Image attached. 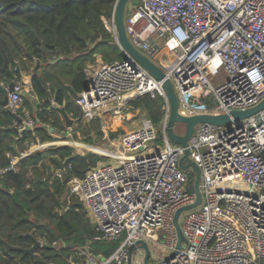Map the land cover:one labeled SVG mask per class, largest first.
Returning a JSON list of instances; mask_svg holds the SVG:
<instances>
[{
	"label": "built area",
	"instance_id": "1",
	"mask_svg": "<svg viewBox=\"0 0 264 264\" xmlns=\"http://www.w3.org/2000/svg\"><path fill=\"white\" fill-rule=\"evenodd\" d=\"M117 1L102 20L118 45ZM124 23L133 46L172 82L179 114H231L264 98V0H139ZM84 75L77 103L87 120L101 112L130 117L132 102L144 96L162 99L163 116L156 126L143 115L138 127L119 135V149L106 154L114 161L66 182L94 221L93 240L121 238L108 257L88 252L81 263L68 264H127L129 247L138 240L148 244L153 264H264V109L227 125L194 126L187 148L200 169L201 202L180 224L185 241L177 248L173 217L195 194L190 170L178 164L184 148L166 132L170 104L163 80L127 53L112 62L97 57ZM12 83L9 91L0 82L13 126L23 127L20 117L32 130L22 82ZM16 163L11 157L9 165H0V178ZM69 168H57L54 176L62 179ZM132 264H144L138 246Z\"/></svg>",
	"mask_w": 264,
	"mask_h": 264
},
{
	"label": "trees",
	"instance_id": "2",
	"mask_svg": "<svg viewBox=\"0 0 264 264\" xmlns=\"http://www.w3.org/2000/svg\"><path fill=\"white\" fill-rule=\"evenodd\" d=\"M115 1L0 0V79L19 77V64L14 61L16 57L20 66L21 62L22 65L25 62L34 64L35 59H39L46 69L40 75L36 70L30 84V91L39 100L48 96L47 85L51 79L55 80L51 71L57 64H60L59 71L69 76L72 91L80 93L86 85L84 67L88 63L94 62L97 57L105 62L124 57L102 20V17H110ZM55 87L58 89L57 100L62 101L66 87L62 83L54 84ZM4 93V88L0 86V94ZM22 100L30 110L32 103L25 96ZM132 104L145 109L156 126L160 124L163 116L160 97H139ZM47 107L46 101L36 105L38 120L50 123L56 130H64L57 115L48 112ZM65 110L68 111L67 108ZM14 120L8 109L0 113L2 167L11 162V157L5 153L17 152L13 147V135L18 136L16 142L22 149L37 141L55 140L43 125H36L32 132L24 131L18 135L12 128ZM93 129L99 134L98 126ZM86 142L94 144L91 136ZM101 159L93 152L77 153L69 145L50 146L22 157L15 164V169L3 174L0 178V237L22 248L30 247L33 239L42 240L43 244L35 250L31 259L20 250H6L0 242V264H68L66 258L73 246L87 249L99 257H108L117 248L121 238L115 241L93 240L97 230L86 216L85 208L79 201L67 203L64 196L66 182L73 176L83 177ZM68 164L70 168L62 179L53 175V170ZM189 189H193L191 172ZM57 242L63 245L59 249L53 246Z\"/></svg>",
	"mask_w": 264,
	"mask_h": 264
},
{
	"label": "water",
	"instance_id": "3",
	"mask_svg": "<svg viewBox=\"0 0 264 264\" xmlns=\"http://www.w3.org/2000/svg\"><path fill=\"white\" fill-rule=\"evenodd\" d=\"M130 1L131 5H137L139 3V0H118L116 3L115 8V24L117 29V42L119 47L122 50L123 55L125 53L131 55L137 62H139L145 69H147L156 79L163 80V86L166 90L169 104H170V116L167 123V135L169 139L175 143L179 144L184 148V153L179 159V167L184 170H190V172L193 174V192L195 194V200L193 203L182 206L178 208L175 211L174 217H173V224L176 230L177 235V244L176 247L180 248L182 247V242L185 241V238L182 234L180 223H179V217L180 214L184 211H188L190 209H193L197 207L201 202V193H200V169L197 166V164L192 161L189 158V149L187 148V142L191 139L193 135L194 126L198 123H210V124H216V125H227L229 124L232 119L235 121H238L240 119H244L246 117H249L261 110L264 109V98L255 106L247 108L245 110H234L231 112V114H219V115H213L208 113H201V114H195L191 116H184L178 113V100L176 93L174 91L172 82L168 78H164L163 71L154 63L152 62L147 56H145L143 53H141L137 48L133 46V44L130 42L126 30H125V23H124V16H125V9L127 3ZM40 60L35 59V63L30 69L31 75L27 80H21L22 82V90L21 94L22 96H25L27 93L25 91L26 86H30L31 84V77L35 73V71L40 66ZM4 70V68H2ZM6 83L8 85L9 91L13 90L14 84L6 80ZM2 105L6 106L7 104V97L5 96L3 100L0 102ZM60 112L62 113L66 125L70 126L72 123L75 122V120H72L68 117L66 111L64 108H60ZM17 121L21 122L23 127L17 128L13 126L12 128L19 133H22L24 131H31V127L20 117H16ZM175 122H182L185 124V131L182 134H178L173 130V125ZM0 242L4 245L6 250H20L25 254H28L31 259H33V256L35 254V250L42 246V243L38 239H33V244L28 248H22L19 246H14L9 244L6 240L0 237ZM142 248L144 250V264H153L149 262L150 257V249L148 247V244L144 240H138L134 245H131L129 247V254H128V261L127 264H132V254L133 251L137 248V246ZM176 251H174L169 256L165 257L162 261L167 262L169 259L173 258Z\"/></svg>",
	"mask_w": 264,
	"mask_h": 264
},
{
	"label": "rangeland",
	"instance_id": "4",
	"mask_svg": "<svg viewBox=\"0 0 264 264\" xmlns=\"http://www.w3.org/2000/svg\"><path fill=\"white\" fill-rule=\"evenodd\" d=\"M132 8L134 9L135 5H131L129 1L126 5L125 14H127V11H129ZM143 115L150 118L146 110L141 107H135L134 112L131 113L130 117H118L112 115L110 112H101L99 115L93 116L91 117L90 120H87L83 116V112H82L80 118L81 120L79 121L78 125H75L73 127L72 125L68 126V128L64 129V132L59 133V138L57 139L58 142H56V144L57 145L61 143L68 144L69 146L73 147L74 151L77 153H84V152L96 153L102 157L101 161L98 163L111 162L114 161V159L110 158L106 154L114 153L117 149H119L118 139H117L119 135L122 134L124 131H128L132 128L138 127ZM93 121H97V122L94 123ZM94 126L95 127L98 126L99 134H97V130L93 129ZM173 130L177 133H183L185 131V124L182 122H175L173 125ZM89 136H91V139L94 140L93 145L88 144L86 142ZM77 144L92 145V146H97L98 148L94 151L86 146H78ZM64 196L66 198L67 203L68 201L71 200L79 201L75 197H74L75 199L72 198L69 192V187L67 185L64 189ZM187 213L188 211L187 212L184 211L180 214L179 217L180 224L183 222V219L185 218ZM86 216L88 217L90 223L93 225L94 221L87 210H86ZM40 241L43 244V241L42 240ZM53 246H55L56 249H59L63 245L57 242L53 244ZM69 251L70 254L66 259L72 260L75 263H81L86 258L85 254L88 253L87 249L78 246H73L69 248ZM152 258L153 256L150 259Z\"/></svg>",
	"mask_w": 264,
	"mask_h": 264
},
{
	"label": "crops",
	"instance_id": "5",
	"mask_svg": "<svg viewBox=\"0 0 264 264\" xmlns=\"http://www.w3.org/2000/svg\"><path fill=\"white\" fill-rule=\"evenodd\" d=\"M15 63L19 64V71H20V75L19 77L18 76H15V79H12V80H9V81H14V80H27L29 78V76L31 75L30 73V69L32 68V66L34 64H29V62H25L24 65H22V62H21V66H20V60L19 58H15L14 59ZM54 62V61H53ZM52 62V63H53ZM35 63V62H34ZM57 67H55L52 71H51V75L54 76V79L55 80H52L51 79V83H49L47 86H48V96H46L45 98L43 99H40L36 96L35 93L31 92L30 91V86H26L25 87V91H26V95L25 97L28 98V100L32 103V106H31V109L29 110V115L33 118L34 120V126H33V129L31 130V132L34 130V128L36 127V125H43V126H46L48 129H49V135L52 136L53 138H55L54 141H46V142H43V143H40L37 141V143H34V144H29L28 146L24 147L22 149V147L20 145L17 144L16 140L18 139V136L17 135H13L14 137V149L16 150L17 149V152L14 153H11L10 151H7L5 153L6 156L8 157H12V159H14L15 161H19L22 157L36 151V150H45L47 148H49L50 146H58V145H68V144H64V143H61V144H56L57 139L59 138V133L61 132H64V130H56L54 129L53 126L50 125V123L48 122H42L40 120H38V118L36 117V112L39 111L37 108H36V105L37 104H41L42 101H46L47 102V105L48 107L46 108V110L48 112H54L57 117H58V120L59 122L63 125L64 128H68V126L66 125V122H65V119L62 115V113L60 112V108H67L68 111H66L68 117L72 120H75L74 123H72V127L75 126V125H78L79 121L81 120V113H82V108L81 106L77 103V98H78V94L79 93H74L72 91V85L70 83V79H69V76H64L59 70H60V64H57L56 65ZM21 68V70H20ZM39 68V67H38ZM46 69V67L40 63V68L37 69V73L40 75L42 70ZM1 81H4L6 83V80L4 79H0V82ZM62 83L65 87H66V92H65V96L63 97L62 101H58L57 100V88L55 87L54 88V84H60ZM7 84V83H6ZM0 86H2L0 84ZM2 88H4L5 90V93L4 94H0V102L1 100L4 99V97L7 95V91H6V88L2 86ZM23 101V100H22ZM69 102L68 106L66 107V103ZM7 106H4L0 103V113L7 110ZM70 125V126H71ZM12 127H13V124H12ZM18 135L20 134L18 131H17ZM78 145V144H77ZM78 146H83V145H78ZM86 147L89 148V146L91 145H85ZM54 171L53 170V175H54ZM67 185V184H66ZM84 207V206H83ZM67 208V206H66Z\"/></svg>",
	"mask_w": 264,
	"mask_h": 264
},
{
	"label": "bare ground",
	"instance_id": "6",
	"mask_svg": "<svg viewBox=\"0 0 264 264\" xmlns=\"http://www.w3.org/2000/svg\"><path fill=\"white\" fill-rule=\"evenodd\" d=\"M89 148L95 151L98 147H97V146H92V145H91V146H89Z\"/></svg>",
	"mask_w": 264,
	"mask_h": 264
}]
</instances>
